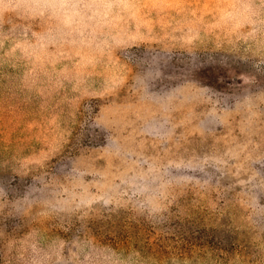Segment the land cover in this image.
<instances>
[{
	"label": "rangeland",
	"instance_id": "rangeland-1",
	"mask_svg": "<svg viewBox=\"0 0 264 264\" xmlns=\"http://www.w3.org/2000/svg\"><path fill=\"white\" fill-rule=\"evenodd\" d=\"M0 264H264V0H0Z\"/></svg>",
	"mask_w": 264,
	"mask_h": 264
}]
</instances>
